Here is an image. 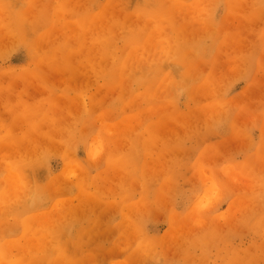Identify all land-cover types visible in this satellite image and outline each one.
Masks as SVG:
<instances>
[{"label": "rangeland", "instance_id": "1", "mask_svg": "<svg viewBox=\"0 0 264 264\" xmlns=\"http://www.w3.org/2000/svg\"><path fill=\"white\" fill-rule=\"evenodd\" d=\"M0 264H264V0H0Z\"/></svg>", "mask_w": 264, "mask_h": 264}]
</instances>
